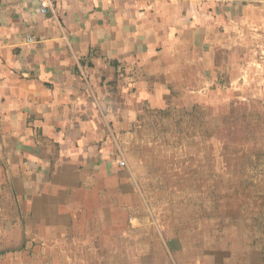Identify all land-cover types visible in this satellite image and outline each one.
<instances>
[{
    "label": "crops",
    "instance_id": "0c3cea01",
    "mask_svg": "<svg viewBox=\"0 0 264 264\" xmlns=\"http://www.w3.org/2000/svg\"><path fill=\"white\" fill-rule=\"evenodd\" d=\"M262 37L264 0L60 1L47 15L39 0H0V264H62L69 235L90 225L162 248L135 166L151 140L133 125L223 76L244 94ZM132 252L146 264L148 247Z\"/></svg>",
    "mask_w": 264,
    "mask_h": 264
},
{
    "label": "rangeland",
    "instance_id": "374dc122",
    "mask_svg": "<svg viewBox=\"0 0 264 264\" xmlns=\"http://www.w3.org/2000/svg\"><path fill=\"white\" fill-rule=\"evenodd\" d=\"M257 44L248 70L255 79L244 94L223 76L219 87L212 84L194 101L176 98L168 108L177 115L203 108L215 137L180 138L170 130L164 138L143 139L151 141L135 166L145 217L158 221L147 229L162 232V248L154 235L123 243L126 237L110 238L102 226L90 225L69 235L62 264H129V249L134 255L139 246L148 247L146 264H264V37Z\"/></svg>",
    "mask_w": 264,
    "mask_h": 264
},
{
    "label": "trees",
    "instance_id": "16d2710c",
    "mask_svg": "<svg viewBox=\"0 0 264 264\" xmlns=\"http://www.w3.org/2000/svg\"><path fill=\"white\" fill-rule=\"evenodd\" d=\"M213 123L206 118L203 108L199 106H195L191 112L180 111L178 115L171 109L153 110L146 108L133 125V132L139 139L156 140L164 138L170 130L174 134H178L180 138L183 135L191 138L201 135L205 139H211L216 136L215 123L214 125ZM4 204L6 207L3 208L2 218L13 217L12 213L16 211L13 197L9 195Z\"/></svg>",
    "mask_w": 264,
    "mask_h": 264
},
{
    "label": "built area",
    "instance_id": "2783aa9c",
    "mask_svg": "<svg viewBox=\"0 0 264 264\" xmlns=\"http://www.w3.org/2000/svg\"><path fill=\"white\" fill-rule=\"evenodd\" d=\"M60 1H77V0H39L40 2V12L42 15H47L49 12L53 11V7L59 3ZM208 2H214L220 5H224L226 3L229 2V0H207ZM28 43L29 44H35L37 43V39L36 37H30L28 39ZM118 164L119 167H121L122 169H128L129 165L127 162V159L125 158V155L122 151L118 152Z\"/></svg>",
    "mask_w": 264,
    "mask_h": 264
}]
</instances>
